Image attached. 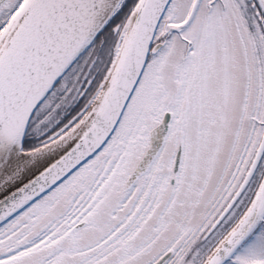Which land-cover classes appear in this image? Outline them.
Segmentation results:
<instances>
[{"label": "snow or ice", "instance_id": "obj_1", "mask_svg": "<svg viewBox=\"0 0 264 264\" xmlns=\"http://www.w3.org/2000/svg\"><path fill=\"white\" fill-rule=\"evenodd\" d=\"M0 264H264V0H0Z\"/></svg>", "mask_w": 264, "mask_h": 264}]
</instances>
